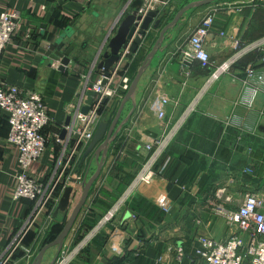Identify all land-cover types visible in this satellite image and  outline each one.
I'll use <instances>...</instances> for the list:
<instances>
[{"label": "crops", "instance_id": "0c3cea01", "mask_svg": "<svg viewBox=\"0 0 264 264\" xmlns=\"http://www.w3.org/2000/svg\"><path fill=\"white\" fill-rule=\"evenodd\" d=\"M143 1L0 0V14L7 8H15L21 15L18 31L3 52L0 81L25 91L39 92L52 118L43 131L47 139L44 155L30 168V174L38 180H57L63 173L65 167L63 164L59 167V164L66 161L69 155L66 147L70 148L74 141H70V132L66 133V139L58 138L62 137L70 109L77 104L81 84L85 77L90 81L102 77L99 64L104 60L109 40L123 17L138 11ZM191 1L172 0L162 27ZM243 2L253 0H224L221 4L222 10L207 41L213 60L209 69L194 61L191 65L186 64L183 71L180 55L187 48L191 32L201 23L211 4L186 12L170 32L141 78L136 92L135 112L111 145L102 174L66 242L78 235L81 238L86 230L96 225L140 169L145 159L146 143L164 132L152 106L156 97L161 93L170 96L171 102L166 111L168 120L173 123L204 87L212 69L234 53V40L255 41L264 36L263 8L251 11L248 5L242 13L234 14H228L223 8L229 3ZM68 27L73 31L68 41L76 42L77 46L71 55V63L65 71H61L58 62L51 64L46 51ZM222 30H228L227 37L220 35ZM160 31L161 28H151L138 52L129 58V63L122 65L131 81ZM259 58L256 52L245 55L229 72L210 85L201 98L197 112L158 161L156 179L140 187L138 200L135 195L114 223L106 225L72 264H176L179 250L184 251V262L188 263L197 260L196 250L203 247L204 237L223 240L230 235L225 219L216 213L215 208L208 207L213 201L224 203L216 195L222 187L227 188V196L237 198L240 195L238 198H241L261 189L264 183V161L259 159L258 169L254 168L248 163L246 148L235 146V142L254 141L255 136L262 137L264 88L250 105L247 101L252 97V86L243 82L249 64L264 68ZM186 71H190L191 76L186 77ZM122 99L116 109H113L112 101L104 110L103 117L108 114L106 112L110 113L107 118L109 124ZM131 108L132 103H127L123 118ZM9 133L8 114L0 108V264H32L54 227L68 219L82 194V187L77 180L70 210L57 218L53 217V203L37 211L35 202L14 199L21 167L19 152L8 141ZM80 148L84 152L87 146ZM250 168L253 173L248 171ZM86 169L87 161L82 165V156L78 159L76 156L68 173L77 179L76 174L84 177ZM95 169L94 163L89 175ZM62 190L61 187L58 189V195ZM162 194L175 203L173 210L167 212L157 204V198ZM17 237L20 241L14 247ZM55 254L56 248L49 249L42 264H50Z\"/></svg>", "mask_w": 264, "mask_h": 264}, {"label": "built area", "instance_id": "2783aa9c", "mask_svg": "<svg viewBox=\"0 0 264 264\" xmlns=\"http://www.w3.org/2000/svg\"><path fill=\"white\" fill-rule=\"evenodd\" d=\"M254 2V1H253ZM243 2L241 4L229 3L223 6L228 14L242 13L246 6L250 5L251 11L264 8V0L259 3ZM172 0H144L143 5L137 13L146 15L151 10L162 11L165 7L170 6ZM222 7L211 8L201 23L191 32L187 48L181 53L183 56L182 70H185V60L191 58L197 61L205 69L213 66V60L207 49V41L213 29L218 13ZM20 11L15 8H7L0 14V64L5 47L12 41L18 31ZM222 37L228 36V30L220 31ZM235 49L224 62L212 69L204 87L198 91L192 101L184 108L178 118L172 123L167 118L166 107L171 102V98L166 93L159 94L153 101L155 113L161 120V126L164 132L157 138H153L145 145V159L134 176L132 181L126 186L116 205L105 213L94 227L88 230L80 239L68 240L55 264H72L87 247H89L96 237L102 232L103 228L119 215L122 208L136 195L138 189L144 185L151 184L158 175L157 163L166 154L175 137L190 119L197 112L202 96L208 90L210 85L217 80L222 74L229 72L245 55L256 52L260 56V61L264 63V36L255 41H242L236 39L232 42ZM131 54L128 49L120 52V61L117 63L116 70L111 76L102 77L96 82L86 79L81 94L83 98L78 103V110L74 116V122L70 127V136L79 145H87L93 138L94 133L102 119L104 110L109 106H104L97 96L102 98H114L119 96L121 90L126 92L131 80L129 77L120 78L124 73L123 64L129 63ZM180 55V57H181ZM245 84L252 86L250 98L247 103L253 104L256 96L264 88V68L259 69L254 64H249L246 69ZM186 77L191 76L190 71L185 72ZM107 79L104 84L103 80ZM121 79V81H120ZM115 82L119 84L118 91ZM93 84V90L96 93L94 102L88 114L80 112L83 105L85 93L89 89V84ZM247 86V87H249ZM118 91L116 95V92ZM43 96L34 90H23L16 85L0 81V108L7 112L10 123L9 143L14 145L19 152V163L21 171L17 177V186L14 193V199H27L36 203L37 211L45 208L51 199L54 190V179L48 183L39 182L30 174V168L45 152L47 139L43 134L44 129L50 124L51 118L46 111V105ZM58 140H62L58 138ZM70 154V153H69ZM72 154V152H71ZM69 155L67 164L72 157ZM65 169V168H64ZM251 171V169H248ZM82 179V178H81ZM80 179V180H81ZM227 188L218 189L216 195L224 203H219L215 210L220 216H223L227 225L230 227V235L226 239H214L206 236L202 239V246L196 250L197 260L184 262L186 254L179 250L176 256V264H264V188L247 193L241 200L236 210H229L225 204L235 203L236 197L227 196ZM55 204L60 197H54ZM157 204L165 211H171V200L166 194L157 198ZM76 237V236H75ZM19 237L14 240V247L17 246ZM75 242L74 246L70 243Z\"/></svg>", "mask_w": 264, "mask_h": 264}, {"label": "water", "instance_id": "95a60500", "mask_svg": "<svg viewBox=\"0 0 264 264\" xmlns=\"http://www.w3.org/2000/svg\"><path fill=\"white\" fill-rule=\"evenodd\" d=\"M216 1L218 0H193L180 8L174 15L172 20L164 27H162L163 19L166 15H168L171 5L165 7L162 11L151 10L146 15L138 14L137 11H134L133 13L126 14V16H124L120 21L116 33L109 40L108 50L103 55L104 60L99 64V69L106 77L111 76L112 73L116 70L117 63L121 59L120 52L122 50L129 48L130 53L135 54L138 52L139 47L145 42V37L150 32L151 28H161V31L159 37L145 57L135 77L131 81V85L127 90L125 96L121 100L120 106L118 107V110H116L117 112L115 113V117L113 118L112 122L110 124L107 122V118L110 113H108L105 117H102V120L100 121L92 140L89 142L82 155V165H84L83 163L87 161L86 173L84 177H82L81 181H78L79 185L82 187V194L76 205L72 208L63 230L54 241L46 244L39 251L32 264H42L46 252L51 248H56V254L50 262V264H55L57 257L64 247L66 239L68 238L71 230L73 229L79 218L80 213L87 203L94 184L98 181L102 174L103 168L106 165L107 159L109 157L111 145L114 143L125 125L130 121L135 112L137 106L136 92L138 85L141 81V78L152 64L155 56L163 46L165 39L176 27V25L186 12L210 5ZM72 34V28L68 27L62 37L58 41H55L52 45H50L46 51V56L50 58L51 64H53L54 62H58L60 64L59 69L61 71H65L67 66L71 63V55L77 46L76 42L68 41V39L71 38ZM182 58L183 56L181 55L180 59L182 60ZM193 62L194 60L191 58L185 60V64L188 65H191ZM103 83L106 84L107 79H104ZM95 96L96 93L93 90V84L90 83L89 89L85 93L83 105H81L80 107V112L82 114L86 115L89 113ZM97 97V100H101L104 106L108 105L107 97L102 98L100 95ZM78 98L79 101H81V99L83 98V94H79ZM129 102L132 103V108L129 113L123 118L125 106ZM77 110V106L70 109V116L66 121L64 130L62 131V139L67 138L66 133L70 132V127L74 122V114L77 112ZM99 111L103 112L104 109L100 108ZM94 163L96 164V169L91 175H89ZM74 191L75 190L73 186H66L64 188V191L54 213L55 218H57L61 213H65L70 210Z\"/></svg>", "mask_w": 264, "mask_h": 264}, {"label": "rangeland", "instance_id": "374dc122", "mask_svg": "<svg viewBox=\"0 0 264 264\" xmlns=\"http://www.w3.org/2000/svg\"><path fill=\"white\" fill-rule=\"evenodd\" d=\"M223 1L224 0H220V1H218V2H215L214 4H211L209 7H211V8H216V7H220L221 6V4H223ZM254 2L253 3H256V4H258L259 3V0H253ZM144 2V1H143ZM225 6V5H224ZM211 8H207V12L211 9ZM209 9V10H208ZM264 9V8H263ZM206 10V9H205ZM124 73H125V75H124ZM124 73H121L120 74V77H122V78H125V77H127V73L126 72H124ZM85 81H86V77L84 78V80H83V82H82V87H83V84L85 83ZM97 81V80H96ZM96 81H91V82H96ZM119 86V84L118 83H116L115 82V87H116V89H117V87ZM121 89H122V86L120 87ZM120 88L118 87V91L120 90ZM118 91L116 92V95H119V94H121V95H119V96H116V97H114V98H108V103H111L112 101H114V108L113 109H116L117 108V106H118V104H119V101H120V99H122L121 97L127 92H123L122 90H121V92H119V94H117L118 93ZM79 94H81V91H79V93H78V95ZM125 96V95H124ZM43 98V97H42ZM43 101H44V98H43ZM44 103H45V101H44ZM78 103H79V98H78V96H77V104L75 105V106H77L78 107ZM45 105H46V103H45ZM74 106V107H75ZM46 111H47V113H48V110H47V107H46ZM106 113H109V111L108 112H106ZM49 115V114H48ZM74 116H75V114H74ZM49 117H50V115H49ZM103 117V116H102ZM51 118V117H50ZM102 120V119H101ZM51 121H52V118H51ZM51 123V122H50ZM262 130V129H261ZM60 138V137H59ZM73 135H72V137L70 136V141H74L73 139ZM262 138V140L263 141H258L259 139H261ZM60 139H62V138H60ZM62 140H64V139H62ZM253 140L254 141H248V140H246V141H242V142H235V146H237V147H239V148H242V147H245L246 148V156H247V160L249 161L248 163L249 164H251V165H253L254 166V168H256V169H258V166H259V162H258V160L259 159H262L263 161H264V129L262 130V137H258V136H255L254 138H253ZM89 144V143H88ZM88 144L86 145V146H88ZM46 146H47V143H46ZM83 145L81 144V145H79L78 147H76V142L74 141L73 143H72V145L70 146V148H68V146L66 147L67 149H68V152L71 154V152H72V154H71V156H73L72 157V159H71V161L67 164V161H68V158H69V155L66 157V161L64 162V163H60L59 164V167L63 164V166L65 167V169H63V173H61V174H59V176L57 177V180H54V182H55V184H54V190H53V195H52V197H51V199L48 201V204L50 205V204H52L53 203V205L55 204V199H54V197L56 198V197H60L61 198V196H62V193H63V191H64V188L66 187V186H73L74 188L76 187V184H77V180H79V181H81L80 179L82 178V176H81V174L80 175H78V174H76L77 175V179H73V177H71V173H68L69 172V170H70V168H73V159L77 156V159H78V157H80V156H82L83 155V151L81 150L82 148H80V147H82ZM45 150H46V148H45ZM82 151V152H81ZM81 154V155H80ZM44 155V154H43ZM42 155V156H43ZM41 156V157H42ZM40 157V158H41ZM253 157V158H252ZM39 158V159H40ZM38 159V160H39ZM251 159V160H250ZM37 160V161H38ZM78 164V163H77ZM84 164V163H83ZM250 165V166H251ZM141 167V166H140ZM74 169H75V167H74ZM251 169V168H250ZM252 170V169H251ZM253 171L254 170H252V173H253ZM66 173V174H65ZM137 173H138V171H137ZM136 173V174H137ZM75 174V173H74ZM158 176V175H157ZM156 176V177H157ZM32 177H34V176H32ZM35 178V177H34ZM65 178V179H64ZM35 179H37V178H35ZM156 179V178H155ZM38 180V179H37ZM39 182H44V183H48L47 181H41V180H38ZM62 188L63 190H62V193H61V195H58V189L59 188ZM262 188H264V183L262 184ZM138 190H140V188L138 189ZM124 191H122V193H123ZM240 194H242L241 193V191H238ZM122 193L118 196V198H117V200L115 201V203L112 205V207L110 208V209H112L115 205H116V203L118 202V200H119V198H120V196L122 195ZM139 197V194H138V192H136V198H138ZM238 197H240V195H238ZM237 197V198H238ZM170 199V198H169ZM243 199V197H241V198H238L237 200L238 201H236L235 203H231L230 205H228V206H226L229 210L231 209V210H236L238 207H239V204H240V202H241V200ZM171 200V204H172V207L174 208L176 205H175V203H173L172 202V199H170ZM87 202H88V200H87ZM59 203V202H58ZM58 203L57 204H55V206H54V210H56V208H57V205H58ZM214 203V204H213ZM213 203H211L210 205H209V207L208 208H216V206L217 205H220L219 203H216L215 201H213ZM86 206V205H85ZM85 206H84V208H85ZM221 206V205H220ZM45 207H47V205L45 206ZM127 207V205L125 204V206L122 208V210L120 211V213H119V215L123 212V210L125 209ZM84 208H83V210H84ZM173 208H171L172 210H173ZM109 209V210H110ZM82 210V211H83ZM92 210V209H91ZM108 210V211H109ZM107 211V212H108ZM106 212V213H107ZM82 213V212H81ZM81 213H80V215H81ZM105 214V213H104ZM80 215H79V217H80ZM219 215V214H218ZM48 216L50 217V213L48 214ZM52 216V215H51ZM54 217V216H53ZM118 217V216H117ZM116 217V218H117ZM221 217H223V216H221ZM116 218L114 219V221L116 220ZM79 219V218H78ZM49 219H47V221H48ZM78 221V220H77ZM44 222H46V220H44ZM112 223H114V222H112ZM62 224H64V221L62 222ZM76 239H77V237H76ZM41 240H39L38 242H40ZM66 242V241H65ZM66 244V243H65ZM65 244H64V246H65ZM71 244V246H74L75 245V242H72V243H70ZM81 254H83V252H81L80 253V255ZM79 255V256H80Z\"/></svg>", "mask_w": 264, "mask_h": 264}, {"label": "trees", "instance_id": "16d2710c", "mask_svg": "<svg viewBox=\"0 0 264 264\" xmlns=\"http://www.w3.org/2000/svg\"><path fill=\"white\" fill-rule=\"evenodd\" d=\"M218 1H220V0H218ZM216 2H217V1H216ZM138 198H139V197H138ZM138 198H136V200H138ZM136 213H137V215L139 214L138 212H136ZM66 222H67V218H65V220H64V224H62V225H57V226L54 227L53 232H51L52 235H51V236H50V237H49V238L43 243L42 247L56 239V237H57V236L60 234V232L63 230V228H64ZM80 236H81V235H80ZM80 236L78 235L77 239H80ZM98 236H99V235H98Z\"/></svg>", "mask_w": 264, "mask_h": 264}]
</instances>
